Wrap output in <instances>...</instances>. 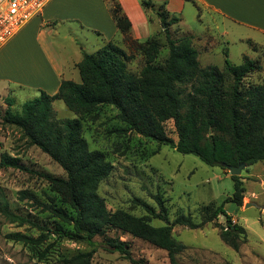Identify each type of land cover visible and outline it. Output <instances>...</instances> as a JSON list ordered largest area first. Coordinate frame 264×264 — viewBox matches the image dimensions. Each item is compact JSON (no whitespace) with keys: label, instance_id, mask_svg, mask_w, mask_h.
Segmentation results:
<instances>
[{"label":"trees","instance_id":"obj_1","mask_svg":"<svg viewBox=\"0 0 264 264\" xmlns=\"http://www.w3.org/2000/svg\"><path fill=\"white\" fill-rule=\"evenodd\" d=\"M141 4L143 7L150 6L148 1H141ZM109 12L123 39L144 56V64L138 73H132L127 68L131 55L109 41L94 54H82L76 65L79 82L61 80L53 95L40 91L38 96L21 105L20 113L11 110L12 99H4L7 107L2 122L16 127L30 145L46 154L64 171L65 177L46 174L44 177L51 190L70 209L56 205L52 198L48 203H41L32 193L20 191V198H30L59 222L52 221L48 227V223L14 215L7 201L3 200L0 203L1 214L40 231L35 238L18 232L8 237L35 245L46 239L47 232L94 247L96 236L120 232L164 250L169 264H181L177 256L186 246L174 239L172 228L178 225L198 229L213 223L219 229L221 241L237 252L246 241L245 231L243 227L231 223L223 206L226 203L237 207L242 205L245 188L241 177L230 176L233 191L221 204L210 202L198 206L199 221H194L190 214L182 213H177L169 221L166 201L159 193L151 197L157 210L144 201L136 200L145 215L137 217L121 209L109 211L97 188L110 174L112 165L101 151L88 148L81 135L80 117L110 105L117 110V119L127 130L158 145L169 146L182 154H192L208 166L224 169L223 165L244 163L248 168L264 161V83L245 85L243 80L260 71L261 65L243 56L238 65L225 59L222 68L201 66L193 37L188 34L172 36L174 32L170 28L177 24L178 19L168 17L162 11H158V16L167 57L162 63H156L163 49L160 40H131L127 35L129 21L119 6H110ZM54 100H61L77 117L55 119L51 108ZM169 120L173 122L176 142L165 132L164 123ZM0 168L26 170L17 157L6 153L0 155ZM219 215L224 216L226 227L215 223ZM152 219L165 224L152 226ZM62 223L71 228L63 227ZM105 246L134 264H145L142 260H133L129 245L119 238L108 239ZM93 253V248L79 252L62 263L90 264Z\"/></svg>","mask_w":264,"mask_h":264},{"label":"rangeland","instance_id":"obj_2","mask_svg":"<svg viewBox=\"0 0 264 264\" xmlns=\"http://www.w3.org/2000/svg\"><path fill=\"white\" fill-rule=\"evenodd\" d=\"M94 1L67 0V6L62 11L77 20L62 22L52 29L51 36L49 34L50 42L62 53L64 60H68V54L64 53L66 51L72 55L74 50L83 48L84 53L94 54L100 47L99 38L80 24V20L87 23L92 15H96ZM106 1L108 8L115 5V0ZM172 34L179 36L176 32ZM154 38L159 39L163 45L155 60L160 64L167 57L165 37L161 31L160 35ZM117 45L131 55L127 62L128 70L138 73L144 64V56L128 40L123 39ZM209 45L212 47L215 44L210 42ZM242 47L241 43L226 46V58L229 63L238 65L242 62ZM223 48V45H218L212 52L210 62L218 68L223 66ZM196 50L201 61L199 63L203 66L202 63L206 61L202 46L197 45ZM30 57L34 59L33 54ZM74 73L76 82H79L78 71L75 70ZM255 79L256 77H253L254 81ZM243 83H253L252 78H245ZM38 94L35 90L15 91L14 97L7 96L13 101L11 110L20 113L21 105ZM5 98L6 96L0 95V155L6 153L17 157L26 170L0 168V203L7 201L14 215L42 221L50 227L49 223L58 219L43 211L42 206L30 198H20L19 192L28 191L41 203H48L52 198L56 205L70 210L51 190L44 177V174L65 177V173L46 154L30 145L16 127L2 122L1 118L7 107ZM51 106L57 120L77 117L61 100H54ZM117 113L114 107L107 105L97 108L89 116L80 117L81 135L88 148L101 151L112 165L110 174L97 188V193L103 198L107 210L121 209L133 216H142L146 212L136 200L144 201L157 210L151 197L159 193L166 201L169 221H172L177 213L190 214L194 221H199L198 206L210 202L219 205L225 197L232 194V180L227 170L219 166H208L192 154L179 153L174 148L158 145L134 131L127 130L117 119ZM164 128L166 135L176 142L173 122L166 121ZM239 177L245 188L242 205L237 207L226 203L223 208L232 224L243 227L245 243L235 252L221 241L219 229L213 223H207L198 229L176 225L172 228V236L186 246L177 256L181 264H264V161L245 168ZM215 223L226 227V220L222 215L217 217ZM150 224L157 227L165 223L152 219ZM62 226L71 228L64 223ZM17 232L33 238L40 234V231L31 225L0 213V264H63L64 259L92 248L94 253L90 264H134L105 246L108 239L114 238H119L129 245L128 249L135 261L142 260L145 264H169L164 250L120 232H107L96 236L93 239L94 247L82 241L59 238L47 232L46 239L35 245L8 237L9 234Z\"/></svg>","mask_w":264,"mask_h":264},{"label":"crops","instance_id":"obj_3","mask_svg":"<svg viewBox=\"0 0 264 264\" xmlns=\"http://www.w3.org/2000/svg\"><path fill=\"white\" fill-rule=\"evenodd\" d=\"M141 1H148L150 6L143 7ZM106 3V0H95L96 15H92L87 23L80 20L81 26L99 38L100 47L109 41L116 44L123 41ZM115 4L129 21L128 37L138 42L160 35L162 27L158 11L176 17L178 22L170 30L178 35H191L195 48L202 46L206 61L203 66L214 65L210 61L218 45L224 46V64L226 46L241 43V57L247 56L261 65L260 71L247 78H252L253 83H264V0H115ZM66 6L67 0H50L38 16L0 47V95L9 98L7 96L14 97L15 91L29 90L53 95L61 80L76 82L73 75L84 53L83 48L74 50L72 55L64 52L68 54V60H64L49 38L58 24L77 20L64 14L62 9ZM210 42L215 45L211 47ZM198 61L201 63L199 53ZM253 77H256L255 81Z\"/></svg>","mask_w":264,"mask_h":264},{"label":"built area","instance_id":"obj_4","mask_svg":"<svg viewBox=\"0 0 264 264\" xmlns=\"http://www.w3.org/2000/svg\"><path fill=\"white\" fill-rule=\"evenodd\" d=\"M50 0H0V47L28 21L38 16Z\"/></svg>","mask_w":264,"mask_h":264},{"label":"water","instance_id":"obj_5","mask_svg":"<svg viewBox=\"0 0 264 264\" xmlns=\"http://www.w3.org/2000/svg\"><path fill=\"white\" fill-rule=\"evenodd\" d=\"M222 167L229 172L230 176H239L246 165L244 163H239L237 166L223 165Z\"/></svg>","mask_w":264,"mask_h":264}]
</instances>
